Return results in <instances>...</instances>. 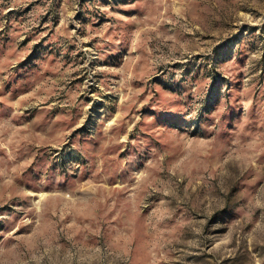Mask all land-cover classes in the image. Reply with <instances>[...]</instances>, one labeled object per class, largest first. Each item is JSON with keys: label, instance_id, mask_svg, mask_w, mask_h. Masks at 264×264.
Here are the masks:
<instances>
[{"label": "rangeland", "instance_id": "rangeland-1", "mask_svg": "<svg viewBox=\"0 0 264 264\" xmlns=\"http://www.w3.org/2000/svg\"><path fill=\"white\" fill-rule=\"evenodd\" d=\"M0 264H264V0H0Z\"/></svg>", "mask_w": 264, "mask_h": 264}]
</instances>
